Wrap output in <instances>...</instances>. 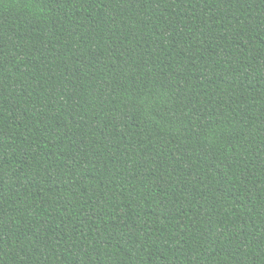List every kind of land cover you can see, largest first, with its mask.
<instances>
[{"label": "trees", "instance_id": "trees-1", "mask_svg": "<svg viewBox=\"0 0 264 264\" xmlns=\"http://www.w3.org/2000/svg\"><path fill=\"white\" fill-rule=\"evenodd\" d=\"M0 264H264V0H0Z\"/></svg>", "mask_w": 264, "mask_h": 264}]
</instances>
